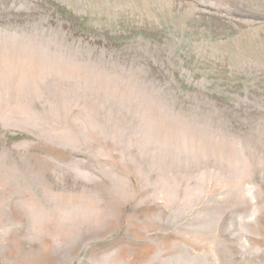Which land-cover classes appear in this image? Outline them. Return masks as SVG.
<instances>
[{
    "label": "rangeland",
    "instance_id": "obj_1",
    "mask_svg": "<svg viewBox=\"0 0 264 264\" xmlns=\"http://www.w3.org/2000/svg\"><path fill=\"white\" fill-rule=\"evenodd\" d=\"M0 264H264V0H0Z\"/></svg>",
    "mask_w": 264,
    "mask_h": 264
}]
</instances>
